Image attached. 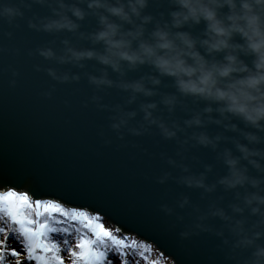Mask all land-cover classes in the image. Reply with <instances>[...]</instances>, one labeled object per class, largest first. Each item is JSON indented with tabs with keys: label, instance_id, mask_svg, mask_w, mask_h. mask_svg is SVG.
Wrapping results in <instances>:
<instances>
[{
	"label": "clouds",
	"instance_id": "obj_1",
	"mask_svg": "<svg viewBox=\"0 0 264 264\" xmlns=\"http://www.w3.org/2000/svg\"><path fill=\"white\" fill-rule=\"evenodd\" d=\"M22 24L49 37L28 54L54 81L86 79L118 137L173 142L176 174L157 180L202 201L161 206H190L181 239L209 233L223 264H264V0H0L6 36ZM110 90L119 103H102Z\"/></svg>",
	"mask_w": 264,
	"mask_h": 264
},
{
	"label": "water",
	"instance_id": "obj_2",
	"mask_svg": "<svg viewBox=\"0 0 264 264\" xmlns=\"http://www.w3.org/2000/svg\"><path fill=\"white\" fill-rule=\"evenodd\" d=\"M7 31L0 25V46L6 49L0 51V191L14 188L34 198L88 206L172 264H223L218 238L209 233L180 238L192 219L190 206L172 215L162 210L164 204L175 208L180 194L202 203L196 190L171 178L157 180L164 171L176 174L165 159L174 154L173 142L154 129L118 137L109 127V111L92 102L95 90L86 79L54 81L44 71L50 62L28 54L47 35L23 24L10 39ZM120 101L115 90L103 94L106 105Z\"/></svg>",
	"mask_w": 264,
	"mask_h": 264
},
{
	"label": "snow or ice",
	"instance_id": "obj_3",
	"mask_svg": "<svg viewBox=\"0 0 264 264\" xmlns=\"http://www.w3.org/2000/svg\"><path fill=\"white\" fill-rule=\"evenodd\" d=\"M10 240L18 243L20 251ZM62 252L69 254L71 264H112L110 254L120 257L123 264H128L129 255L147 264L151 249L122 234L119 227H105L99 212L88 206L34 198L14 188L0 191V264H10L9 258H16L15 264L22 260L64 264Z\"/></svg>",
	"mask_w": 264,
	"mask_h": 264
},
{
	"label": "rangeland",
	"instance_id": "obj_4",
	"mask_svg": "<svg viewBox=\"0 0 264 264\" xmlns=\"http://www.w3.org/2000/svg\"><path fill=\"white\" fill-rule=\"evenodd\" d=\"M72 243L74 244V242H72ZM11 246L15 247L17 249V251H20V248H19L20 246L18 245L17 242L12 241ZM64 254H65V256H63L64 257V264H71V260L69 259V255L67 256L66 253H64ZM15 259L16 258H9L10 264H15ZM109 259L111 260L112 264H123L121 258L118 256H115L114 254H110ZM127 259H131V257H128ZM157 260L161 261V263L163 262V260L159 256H156L155 253H153V251L151 250L147 264H151V261H157ZM141 261H142V264L146 263L144 260H141ZM129 263H131V261ZM21 264H35V262L22 260Z\"/></svg>",
	"mask_w": 264,
	"mask_h": 264
},
{
	"label": "trees",
	"instance_id": "obj_5",
	"mask_svg": "<svg viewBox=\"0 0 264 264\" xmlns=\"http://www.w3.org/2000/svg\"><path fill=\"white\" fill-rule=\"evenodd\" d=\"M103 223H104V225H105V227H107V228H110V229H112V230H115L112 226H110L106 221H104L103 220ZM13 240H10L9 241V243H11ZM72 242H74V240L72 241ZM20 248V247H19ZM152 251H153V253H155V251H154V249L153 248H150ZM64 253H66L67 254V256L69 255L67 252H62L61 253V255L62 256H65V254ZM155 255L156 256H159L158 254H156L155 253ZM128 257H131V259H127L128 260V264H142V259H140L138 256H132V255H129ZM127 257V258H128ZM131 261V263H129ZM157 261H159V260H157ZM168 261V260H167ZM165 262V261H163L162 263H161V261H159V264H171V262L170 261H168V262ZM146 264V263H145Z\"/></svg>",
	"mask_w": 264,
	"mask_h": 264
},
{
	"label": "bare ground",
	"instance_id": "obj_6",
	"mask_svg": "<svg viewBox=\"0 0 264 264\" xmlns=\"http://www.w3.org/2000/svg\"><path fill=\"white\" fill-rule=\"evenodd\" d=\"M130 236L136 238V237L133 236V235H130ZM154 248H155V249H154ZM153 249H154L155 252L158 251L156 247H153ZM156 253L160 255V258H161L163 261H165V262H166L167 260L170 261V260H169L168 258H166L164 255H162V254H160V253H158V252H156ZM168 261H167V262H168Z\"/></svg>",
	"mask_w": 264,
	"mask_h": 264
}]
</instances>
